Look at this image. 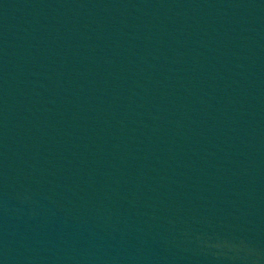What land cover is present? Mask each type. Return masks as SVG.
<instances>
[{"label": "water", "instance_id": "1", "mask_svg": "<svg viewBox=\"0 0 264 264\" xmlns=\"http://www.w3.org/2000/svg\"><path fill=\"white\" fill-rule=\"evenodd\" d=\"M0 264H264V0H0Z\"/></svg>", "mask_w": 264, "mask_h": 264}]
</instances>
